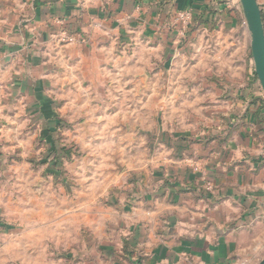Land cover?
<instances>
[{"label":"rangeland","instance_id":"374dc122","mask_svg":"<svg viewBox=\"0 0 264 264\" xmlns=\"http://www.w3.org/2000/svg\"><path fill=\"white\" fill-rule=\"evenodd\" d=\"M36 1L0 0V264H140L166 175L219 162L264 104L242 3L160 37Z\"/></svg>","mask_w":264,"mask_h":264},{"label":"crops","instance_id":"0c3cea01","mask_svg":"<svg viewBox=\"0 0 264 264\" xmlns=\"http://www.w3.org/2000/svg\"><path fill=\"white\" fill-rule=\"evenodd\" d=\"M36 2L39 21L42 16L51 22L53 14L62 13L66 19L82 14L108 23L139 24L160 37L176 33L173 27L182 13L191 14L190 23L210 20L215 13L230 18L228 0H214V11L213 0ZM243 108L219 162L177 166L175 173L166 175L173 184L160 191L166 195V210L146 211L150 221L139 222L131 231L136 241L140 239L133 243L142 251L140 264H259L264 259V104L252 101Z\"/></svg>","mask_w":264,"mask_h":264},{"label":"water","instance_id":"95a60500","mask_svg":"<svg viewBox=\"0 0 264 264\" xmlns=\"http://www.w3.org/2000/svg\"><path fill=\"white\" fill-rule=\"evenodd\" d=\"M251 32V48L255 72L264 91V23L257 0H240ZM264 264V259L259 263Z\"/></svg>","mask_w":264,"mask_h":264},{"label":"built area","instance_id":"2783aa9c","mask_svg":"<svg viewBox=\"0 0 264 264\" xmlns=\"http://www.w3.org/2000/svg\"><path fill=\"white\" fill-rule=\"evenodd\" d=\"M190 19H191V14L190 13H182L179 16V22H181L183 25H188L190 23Z\"/></svg>","mask_w":264,"mask_h":264},{"label":"trees","instance_id":"16d2710c","mask_svg":"<svg viewBox=\"0 0 264 264\" xmlns=\"http://www.w3.org/2000/svg\"><path fill=\"white\" fill-rule=\"evenodd\" d=\"M262 10V9H261ZM204 12V11H203ZM262 18H263V23H264V13L262 12ZM198 20V19H197ZM196 19H195V21H197Z\"/></svg>","mask_w":264,"mask_h":264}]
</instances>
